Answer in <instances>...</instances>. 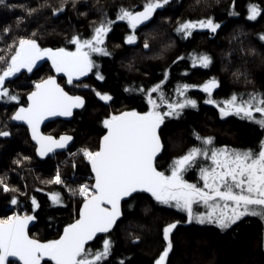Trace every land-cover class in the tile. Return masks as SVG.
<instances>
[{
    "label": "snow or ice",
    "instance_id": "1",
    "mask_svg": "<svg viewBox=\"0 0 264 264\" xmlns=\"http://www.w3.org/2000/svg\"><path fill=\"white\" fill-rule=\"evenodd\" d=\"M169 3L170 0H144L142 10H136L134 5L128 7L121 4L115 11L114 19L110 18L104 6H100L97 8L100 18L93 22L91 35L85 37L76 33L68 41L75 46L74 50L69 47H42L35 31L28 34L19 32L25 16L17 17V33L12 37L11 44L5 45L4 54L0 55V63L6 65L0 71V100L20 101V95L11 92L6 86L10 83L7 78L15 77L21 69L32 72L37 61L44 57L51 61L57 73L66 75L68 85L73 84L74 78L83 77L94 69L97 79L104 80L93 54L104 57L113 55L105 38L114 24L126 21L133 31L125 35L124 41L129 45L135 44L138 40V26L150 21L157 9ZM72 6L76 7V0H72ZM0 7L24 8L28 16L37 11L23 4L8 3V0H0ZM40 7H51L53 15H56L67 7V0H62L58 7L43 0ZM262 11L264 9L257 4H249L247 19L255 21ZM81 15L86 16L87 13ZM220 27V22L212 15H207L199 19L178 21L175 31L188 37L197 28L208 29L214 34ZM12 31L11 25L3 28V33ZM258 37L264 41V33H259ZM143 48L151 49L147 38L143 41ZM251 51L255 52V49ZM182 58L176 57L177 60ZM212 62L213 58L206 53L194 59V64L198 63L203 68H208ZM168 75L166 68L163 70L164 78L159 82L151 87L141 84L135 89L146 100V111L132 108L106 116L103 120L106 132L98 147L93 150L84 146L77 153H70L72 157L82 155L90 164L94 183L86 180L76 182L73 178L75 186H72L57 168L49 182L63 185L69 193V199L80 197L73 208L76 217L65 224L58 238L42 241L29 236L28 224L36 219L35 215L13 212L0 217V264H41L45 257L54 264H106L114 246L111 233L123 216L121 203H127L125 198L134 200L141 193H148L157 203L186 213L185 220H174L163 228L165 244L154 264H167L174 247L173 230L180 223L191 224L195 221L198 224H215L225 231L246 217L264 220V138L259 140L257 147L218 146L214 136L203 135L193 129L192 135L197 143L184 154L174 156L167 170H160L156 162L158 154L166 149L161 129L165 120L179 117L185 108H198V100L187 94L189 89H202L207 94L205 103L215 105L221 118L234 114L255 123L261 129H264V89L253 87L251 91H233L223 100H217L212 93L221 85V81L212 77L201 84L178 85L175 88L176 98L168 96L162 87ZM233 77L237 81L243 77L245 83H250L247 73L236 71ZM33 85V90L27 93L26 106L21 104L11 119L27 123L32 139L39 145L37 152L45 156L54 149L65 148L73 137L64 134L57 139L52 135H43L39 130L41 122L48 116H71L74 108L84 106L85 100L80 95H69L52 75L34 81ZM83 87L90 86L85 84ZM95 94L103 101L112 100L109 92L96 91ZM10 135V131L0 130V137ZM15 163L19 164L20 161ZM71 166L76 167L75 160ZM189 170L198 171V181L191 182L185 178ZM0 186L4 192L18 191L10 187L2 177ZM49 195L53 204H65L61 192ZM11 204L19 205L16 196L11 198ZM197 205H203L205 210L199 211L195 207ZM31 206L33 210L39 206L35 197H32ZM98 233L105 234L102 246L93 247L90 242L95 240ZM135 239L141 238L136 236ZM119 264H124V261L121 260Z\"/></svg>",
    "mask_w": 264,
    "mask_h": 264
},
{
    "label": "trees",
    "instance_id": "2",
    "mask_svg": "<svg viewBox=\"0 0 264 264\" xmlns=\"http://www.w3.org/2000/svg\"><path fill=\"white\" fill-rule=\"evenodd\" d=\"M8 3L23 4L37 11L28 16L24 8L0 7V36L3 37L0 39V50H3L0 55L4 54L5 45L11 44L12 37L17 33L16 19L19 16H25L19 32L28 34L35 31L42 47H69L74 50L75 46L68 41L76 33L85 37L91 35L93 22L100 18L98 7L104 6L110 18L114 19L115 11L121 4L128 7L134 5L136 10H140L144 0H76L75 8L72 0H67V7L56 15H53L51 7H40L43 0H8ZM48 3L58 7L62 0H48ZM252 3L264 9V0H170L164 8L157 9L151 23L137 33V45L127 47L123 53L116 50L121 49V41L129 34L128 26L125 21H117L105 38L113 55L104 57L93 54V59L100 66L99 71L105 77L99 87L114 95L113 104L116 105L119 100L117 92L123 89V84H129V77L139 75L144 79V84L147 80L154 85L164 78L163 70L167 68L169 75L162 86L167 95L173 94L178 85L192 82L190 77L197 74L212 75L221 81L215 97L218 100L228 97L233 92L232 88L237 91L238 86H248V91L253 87L264 89V41L258 37L259 33H264V11L255 21L248 20V6ZM207 15H212L221 23L212 37H209L207 31L197 29L188 37L175 31L178 21L199 19ZM9 25L13 31L3 33V28ZM145 38L149 40L150 50L143 48ZM205 53L213 58L212 64L204 71L191 70L194 68L191 67L190 59ZM177 56L183 58L177 60ZM5 66L0 63V71ZM236 71L247 73L250 83H245L243 77L235 80L233 73ZM91 73L95 75V69ZM39 74L23 70L15 77L7 78L10 83L6 86L11 92L18 93L21 99L0 100V130L11 132L9 137H0V177L10 187L18 189L4 192L0 186V217L14 211L35 215V225L28 232L31 237L43 241L58 238L65 224L76 217L73 208L80 200L79 197L69 199V193L63 185L49 182L57 168L72 186H75L73 178L76 182H82L91 175L88 164L77 156L66 158V154L61 153L48 160H38L27 130L12 124L14 110L26 104L25 96L33 90V82L39 81ZM187 94L192 96L191 90ZM194 98L200 106L198 113L193 112L198 108H185L179 117H169L161 126L166 145L165 159L174 153L181 155L187 151L188 142L194 138L193 129L203 135L214 136L217 142L231 140L241 147H257L259 140L264 137V130L255 123L239 122L245 120H240V117L222 121L216 107L205 106L207 97ZM90 101L86 111L75 117V122L82 121L80 126L74 123L66 126L58 122L47 125L43 130L55 137L72 132L74 144L67 150L68 153L84 146L95 150L99 143V133L103 130L96 118L114 110L115 105L105 106ZM125 102L126 107L132 103L129 100ZM24 157L30 159L25 160ZM17 160L19 164L15 163ZM73 160L76 162L74 171L71 166ZM170 162H162V170H167ZM196 171L189 170L185 177L189 180ZM57 191L64 197V205L53 204L49 194ZM13 196L18 198V206L11 204ZM32 197L36 198L39 205L34 210L31 206ZM121 206L123 216L111 233L114 246L106 264H119L121 260L124 264H154L165 244L163 228L174 220H185L186 214L169 205L159 204L143 193L134 200L128 199ZM136 236L141 239L136 240ZM104 237L105 234H101L90 244L101 247ZM173 240L174 247L167 264H264V222L259 217H246L225 231L215 224L180 223L173 230ZM43 264L52 263L45 260Z\"/></svg>",
    "mask_w": 264,
    "mask_h": 264
},
{
    "label": "flooded vegetation",
    "instance_id": "3",
    "mask_svg": "<svg viewBox=\"0 0 264 264\" xmlns=\"http://www.w3.org/2000/svg\"><path fill=\"white\" fill-rule=\"evenodd\" d=\"M126 22V21H125ZM126 24H127V22H126ZM128 26V25H127ZM146 28V27H145ZM141 29H143V28H141ZM141 29H137V33L138 32H140V30ZM133 30L131 29V28H129V27H127V32H129V33H131ZM137 43L138 42H135V44H131V45H129V44H127V43H125V41H124V39L121 41V46L122 47H120L121 49L120 50H116L118 53H123V52H125L126 51V49H127V47L128 48H131V46H136L137 45ZM23 70H25V69H23ZM22 70V71H23ZM191 70H193V71H197V70H202V71H204L205 69H203V68H197V69H191ZM33 71H35V72H40V74H39V80H41V79H46L48 76H50V75H52V76H55L56 77V80H57V82L61 85V87H64L65 88V91H67L68 93H69V95H80V96H83L84 97V100H85V103H84V106L83 107H81L80 109H79V111L78 112H76V113H74V115L72 116V119L71 120H69V122H66V121H62V120H58V121H54V122H51V123H49V124H52V123H58V122H61V123H63L64 125H66V126H68V125H70L71 123H74L75 124V126L76 125H78V126H80V124L82 123V121H80V123H78V122H75L74 120H75V117L76 116H79V113H81V112H85L86 110V107H87V105L89 106V104H90V100H94V101H97V102H100V103H102L103 105H105V106H108V105H115V104H113V101H114V95L112 94V93H110L109 91H106L104 88H101V87H99L100 86V84H102L103 82H104V80H99V79H97V77L95 76V75H93L91 72H89V73H87L85 76H83V77H79V78H74V82H73V84H71V85H68L67 84V77H66V75L65 74H63V73H57L56 71H55V69L54 68H52V65H51V61L48 59H46V60H44L43 62H41V63H39V64H36V67L33 69ZM193 71H192V73H193ZM45 72V73H44ZM47 72V73H46ZM42 73L44 74V75H42ZM193 76V75H192ZM196 76V78L198 77V79L199 80H197V81H200V82H194L192 79H190V81H192V82H190V84H201V82H203V81H206V80H208V78H210V76H212V75H208V76H202L201 74H197V75H195ZM191 78V77H190ZM146 81V83L144 84L143 82H144V79H142V77H140L139 75H132L131 77H129V79H128V82H129V84H123V89L120 91V89H119V91L117 92V94L119 95L118 97V99L119 100H117V103L118 104H116L115 106H114V110H112V112L111 113H109V112H107L108 114H101V116H99V117H97L96 118V122H98L97 124H100V125H102V128H103V130H102V132H100L99 133V137H98V141H99V139H100V137H102V135L104 134V130H105V128H104V125H103V120H104V118L106 117V116H108V115H110V114H114V113H117V112H120V111H124V110H129V109H132V108H136L138 111H146L147 110V102H146V100L143 98V96H142V94L141 93H139V92H137V91H135V89L139 86V85H141L142 83H143V85L145 86V87H151L152 86V84L150 83V82H148L147 80H145ZM97 83V84H96ZM89 85L90 87L89 88H84L83 87V85ZM221 86V85H220ZM219 86V87H220ZM219 87L218 88H216V89H214L213 90V93H212V96H213V98H215L216 97V91L219 89ZM247 87V86H246ZM245 87V88H246ZM126 88H130V89H132L131 91H125V89ZM76 90V91H75ZM191 90V95L192 96H196V97H198V96H202L203 98H206L207 97V94H205L203 91H201V90H196V89H189L188 91H190ZM96 91H101V92H109L111 95H112V100L111 101H103V100H101L98 96H96V94H95V92ZM231 91H234L233 90V88L231 89ZM246 91H248L247 89H244V92H246ZM155 95V94H154ZM189 95V94H188ZM216 99V98H215ZM126 100H129V101H131L132 103H130V105L128 106V107H126L125 106V101ZM218 100V99H217ZM90 101V102H89ZM127 104V103H126ZM25 105V104H24ZM203 105V104H202ZM205 106L207 107V108H211V107H215V106H213V105H209V104H207L206 105V103H205ZM218 109V108H217ZM199 110H200V106L198 107V110L197 111H193V112H195V113H198L199 112ZM219 110V109H218ZM235 118V119H237V117L238 116H236V115H234V114H230L229 116H227V117H223L222 118V121H225V120H228V119H230V118ZM221 118V117H220ZM240 120H242L241 118H240ZM169 121H172V119H170ZM238 121V120H237ZM246 122L247 124H252V122H250V121H247V120H243V121H239V122ZM85 122V121H84ZM78 123V124H77ZM49 124H47V125H49ZM253 125V124H252ZM77 126V127H78ZM45 127H47V126H45ZM44 127V128H45ZM162 129V128H161ZM44 130V129H43ZM43 133H45L44 131H43ZM45 134H47V133H45ZM49 134V133H48ZM47 134V135H48ZM61 134H67V135H72L73 136V138H74V135L72 134V132H70V133H61ZM60 135V134H59ZM58 137V136H57ZM164 141V140H163ZM215 141H216V139H215ZM195 143H197V141L195 140V137L194 138H191L190 139V141L188 142V144H187V149L190 147V146H192L193 144H195ZM216 144L217 145H229V146H232V147H241V146H236L231 140H223L222 142H217L216 141ZM98 145H99V143H98ZM248 147H255V146H253V145H251V146H248ZM66 153H68V152H66ZM178 155V153H174L171 157H168V158H166L165 159V150L163 151V153L158 157V159H157V166H158V168L160 169V170H162V162H169V161H171V159L174 157V156H177ZM80 157V156H79ZM165 159V160H164ZM146 195V194H145ZM147 197L149 196V195H146Z\"/></svg>",
    "mask_w": 264,
    "mask_h": 264
},
{
    "label": "water",
    "instance_id": "4",
    "mask_svg": "<svg viewBox=\"0 0 264 264\" xmlns=\"http://www.w3.org/2000/svg\"><path fill=\"white\" fill-rule=\"evenodd\" d=\"M140 10H142V9H140ZM154 15H155V13H154ZM154 15H153V17H154ZM153 19V18H152ZM152 19L150 20V21H148V22H145L143 25H139L138 26V28L139 29H141V28H145V27H147L150 23H151V21H152ZM48 60V58L47 57H44V58H42L41 60H39V61H37V64H39V63H41V62H43L44 60ZM23 69H21V71H22ZM47 79V78H46ZM25 102H27V95L25 96ZM24 106H26V104L24 105ZM19 107V106H18ZM17 107V108H18ZM16 108V109H17ZM81 107H79V108H74L72 111H73V114L71 115V116H67V117H65V116H48V117H46L42 122H41V124H40V132L43 134V135H47V134H45V133H43V129H44V127L45 126H47V124H49V123H51V122H54V121H58V120H62V121H66V122H69V120H71L72 119V116L74 115V113H76V112H78L79 111V109H80ZM15 109V110H16ZM15 110H14V112H15ZM13 112V113H14ZM11 122H12V124H16V125H19V126H22L24 129H26L27 130V134L29 135V138H30V142H31V144L32 145H34V147H35V156L37 157V159L38 160H40V161H44V160H48L49 158H52V157H54L55 155H58L59 153H63V152H65V151H67L74 143V138H73V140L72 141H69L68 142V145H66V147L65 148H63V149H54L53 150V152H49L47 155H45V156H41L38 152H37V148L39 147V145L37 144V142L35 141V140H33L32 139V133H31V129L28 127V125H27V123L26 122H24V121H16V120H13V119H11ZM105 132H106V129L104 130ZM105 132H104V134H105ZM103 134V135H104ZM48 135H51V134H48ZM60 135H64V134H60ZM59 135V136H60ZM70 135V134H69ZM102 135V136H103ZM53 136V135H52ZM59 136L58 137H56L57 139H59ZM70 136H72V135H70ZM55 137V136H54ZM73 137V136H72ZM102 137H100V139H101ZM100 139H99V141H100ZM98 141V142H99ZM163 153V152H162ZM161 154H158V156H157V159H158V157L160 156ZM88 164V168H89V173H90V175L91 176H93L94 174L91 172V166H90V164L89 163H87ZM92 183H94V180H93V182ZM143 194H146V195H149L150 196V194H148V193H143ZM125 200H128V198H125ZM124 201H122V203H123ZM122 203H121V205H122ZM121 208H122V206H121ZM35 220H33V221H30L29 222V224H28V228H27V231H29L30 230V228H32L34 225H35ZM28 234H29V232H28ZM62 234V233H61ZM101 234H103V233H98L97 234V237L98 236H100ZM30 236V235H29ZM96 239V238H95ZM13 259H15V258H13ZM49 261V262H51L52 264H54V262L53 261H51L48 257H45L43 260H42V262H41V264H43V261ZM18 264H19V262H18Z\"/></svg>",
    "mask_w": 264,
    "mask_h": 264
},
{
    "label": "rangeland",
    "instance_id": "5",
    "mask_svg": "<svg viewBox=\"0 0 264 264\" xmlns=\"http://www.w3.org/2000/svg\"><path fill=\"white\" fill-rule=\"evenodd\" d=\"M195 30V29H194ZM197 30H199V31H202V32H206L207 31V33L209 34V37H212V35H214L213 33H210V31L208 30V29H199V28H197ZM211 35V36H210ZM195 57L196 56H193L192 57V59H190V61H191V67L192 68H195V69H197V68H203L202 66H200L198 63H195L194 64V59H195ZM203 69H206V68H203ZM27 71V70H26ZM213 76H210V78H212ZM210 78H208V79H210ZM191 79L196 83H198V82H200V81H197V80H199L198 79V77L196 78V76L195 75H193V76H191ZM204 82V81H203ZM203 82H201V83H203ZM231 85H232V83H231ZM244 86V85H243ZM237 88V91H239V92H243L242 91V89H247V90H249L250 89V87H246V88H241V87H236ZM193 89H196V90H201L202 91V89H200V88H193ZM235 90V89H234ZM168 96H170V97H176V92H175V90L173 91V94H170V95H168ZM176 98H178V97H176ZM224 98H221V99H219V100H223ZM213 106H215V105H213ZM216 107V106H215ZM217 108V107H216ZM165 110H166V108H165ZM264 130V129H263ZM264 138V137H263ZM67 151H65V152H63L64 154H66V158L67 157H70L71 155H70V153H77L78 152V150H74V151H72V152H69V153H66ZM59 154H61V153H59ZM55 156H57V155H55ZM80 156V157H79ZM77 157H79L80 159H82L83 160V157H82V155H77ZM83 162H84V160H83ZM85 163V162H84ZM87 164V163H86ZM75 170V168H73V171ZM56 174V173H55ZM170 174V173H169ZM89 176H87L86 177V181L88 182V183H91V182H93V181H91V179H89L88 178ZM186 178V177H185ZM187 179V178H186ZM199 180V175H198V171H196L192 176H191V178L189 179V181H191V182H196V181H198ZM201 184H202V182H201ZM199 211H204L205 209H204V206L203 205H197V206H195ZM16 212H18V211H16ZM18 213H20L21 215H23L24 213H22L21 211H19ZM186 214V213H185ZM10 215V214H9ZM263 222H264V220H262ZM193 222H195V221H193ZM192 222V223H193ZM196 223V222H195ZM198 224V223H197Z\"/></svg>",
    "mask_w": 264,
    "mask_h": 264
},
{
    "label": "built area",
    "instance_id": "6",
    "mask_svg": "<svg viewBox=\"0 0 264 264\" xmlns=\"http://www.w3.org/2000/svg\"><path fill=\"white\" fill-rule=\"evenodd\" d=\"M83 160H84V159H83ZM84 162H85V163H88L86 160H84ZM91 177H92V176H89L88 178L91 179ZM91 181H92V179H91ZM53 182L55 183V181H53ZM91 183H92V182H91ZM55 184H56V183H55ZM57 185H58V184H57ZM77 197H78V196H77ZM79 198H80V197H79ZM14 212H16V211H14ZM12 213H13V212H12ZM12 213H11V214H12ZM22 213H24V212H22ZM11 214H10V215H11Z\"/></svg>",
    "mask_w": 264,
    "mask_h": 264
}]
</instances>
